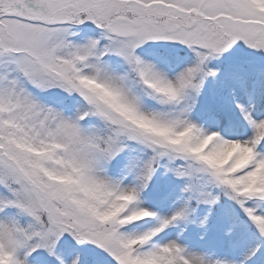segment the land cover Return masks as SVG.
Listing matches in <instances>:
<instances>
[{"label": "snow or ice", "instance_id": "6c2138e0", "mask_svg": "<svg viewBox=\"0 0 264 264\" xmlns=\"http://www.w3.org/2000/svg\"><path fill=\"white\" fill-rule=\"evenodd\" d=\"M0 264H264V0H0Z\"/></svg>", "mask_w": 264, "mask_h": 264}]
</instances>
